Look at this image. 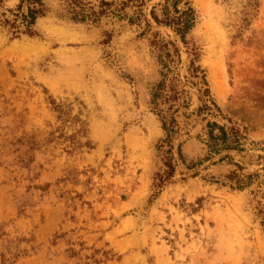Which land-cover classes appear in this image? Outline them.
Here are the masks:
<instances>
[{
  "label": "rangeland",
  "instance_id": "rangeland-1",
  "mask_svg": "<svg viewBox=\"0 0 264 264\" xmlns=\"http://www.w3.org/2000/svg\"><path fill=\"white\" fill-rule=\"evenodd\" d=\"M163 6L0 0V264H264V0Z\"/></svg>",
  "mask_w": 264,
  "mask_h": 264
},
{
  "label": "trees",
  "instance_id": "trees-1",
  "mask_svg": "<svg viewBox=\"0 0 264 264\" xmlns=\"http://www.w3.org/2000/svg\"><path fill=\"white\" fill-rule=\"evenodd\" d=\"M179 1L182 0H164V6L162 8V19L157 18L154 14H152V18L156 24H162L164 26L170 27L173 29L174 33L178 35L181 39L184 38V35L192 28L194 23L193 18V11L190 8H186L185 11H177L176 5ZM35 3V2H34ZM39 3V2H38ZM172 5V14H170L171 10L169 5ZM41 6V4H39ZM21 5L18 7L20 8ZM40 14V12L35 8H28L27 14L25 16V20L27 21V27L32 25L36 19V17ZM193 74H197L199 70L198 67L193 68ZM156 94H154V97ZM158 116L160 118L161 126L164 132L167 135L173 133V128L175 126V120L170 115H164L161 112H158ZM209 131L208 137L210 141L213 142H220V143H227L229 138L222 127L217 126L216 124H208ZM212 128H216L219 132V136H214L212 134ZM232 143H236L235 138H231ZM229 143V142H228ZM225 148L230 149V147L226 146Z\"/></svg>",
  "mask_w": 264,
  "mask_h": 264
}]
</instances>
